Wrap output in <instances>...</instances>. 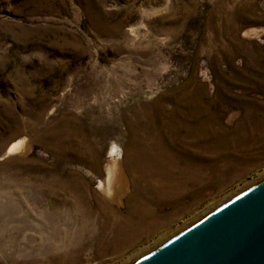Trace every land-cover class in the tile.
I'll return each mask as SVG.
<instances>
[{
    "label": "rangeland",
    "instance_id": "1",
    "mask_svg": "<svg viewBox=\"0 0 264 264\" xmlns=\"http://www.w3.org/2000/svg\"><path fill=\"white\" fill-rule=\"evenodd\" d=\"M251 3L256 8L254 13H264V0H0V204L10 202L16 217H25L32 229L41 225L47 235V225H43L47 174L55 169H63L64 176L75 172L89 181L94 193L104 175H90L87 168L55 158L44 142L54 144L56 138L47 139L45 130L59 128L66 119L81 122L93 131L103 166L112 146L124 149L125 126L119 121L120 115L132 120L133 111L141 112L159 98L166 100L172 89L183 84L192 88V77L211 95L215 89L211 60L216 70H243L244 55H235L232 69L224 59L231 55L232 44L264 47V24H252L251 17L243 12ZM235 13L241 14V31L246 34L240 32L227 41L218 32L216 35L212 26L222 29L225 14ZM233 91L241 94L244 89L240 86ZM247 93L264 108V94ZM260 120L264 124V111ZM19 139L25 140L23 150L3 157L5 148ZM248 141L251 147L237 159H252L255 164L244 172L239 171V165L234 167L231 178L219 188L209 183L207 187V183L189 185L177 198L152 202L150 207L157 216L169 218L163 231L142 235L133 247L118 252L110 250L112 234L108 233V243L103 247L109 249L99 254L97 228L73 239L71 233L77 231L61 226L57 238L49 241L61 252L49 253L76 250L78 264L136 263L153 252L144 253L156 239L176 231L169 242L232 198L264 182L242 190L264 171V135ZM121 161L116 160L115 171L121 170ZM114 182L111 189L116 187ZM236 191L239 194L230 198ZM129 193L127 188L126 195ZM117 200L116 214L121 217L128 204L124 197ZM215 205L217 208L200 217L205 207ZM32 229L15 245L24 249L23 257L8 249L4 253L12 255L17 264H49L46 256L50 254L38 249L41 235ZM26 238H32L28 246ZM61 240L66 244L61 246ZM0 264L9 263L0 256Z\"/></svg>",
    "mask_w": 264,
    "mask_h": 264
},
{
    "label": "bare ground",
    "instance_id": "2",
    "mask_svg": "<svg viewBox=\"0 0 264 264\" xmlns=\"http://www.w3.org/2000/svg\"><path fill=\"white\" fill-rule=\"evenodd\" d=\"M247 6L243 12H247L251 17L250 22L264 24V13H254L256 8L252 3ZM240 16L238 13L225 14V24L220 30L215 29L212 23L210 26L216 35L218 32L227 41H232L242 32ZM244 33L246 34L243 31L242 35ZM255 45L256 47L252 48L253 44L233 43L231 55L223 57L232 69L235 55H244L246 63L243 70L236 68L227 70V73L216 70L215 61L211 60L215 80L213 94H208L205 85L196 84L192 77L190 79L193 83L192 88L183 84L172 89L165 95L168 97L166 100L162 101V98H159L143 111H133L132 120L123 119L120 115L119 121L125 126V146L122 150L112 146L106 153L103 166L95 147L93 131L85 128L81 122L66 119L59 128L46 129L47 139L56 138L54 144L48 140L47 143L44 142L47 149L54 152L55 158L66 164L75 163L87 168L86 172L90 175H104V179H98L96 185L98 192L94 193L90 189L89 181L75 172H68L64 176L63 169L54 168L55 170L47 174V214L43 221V225H47V235L41 231V225L38 229L36 226V229H32L29 220L23 216L16 217L15 207L10 202L0 204V210L4 214H0L1 260L17 264L13 256L4 251L6 249L10 252L15 251L14 255L23 257L24 249L15 245L20 244V237L25 236L27 233L25 231L31 229L40 233L38 249L43 253L48 255L51 251L60 250L57 246L53 248L55 245L52 246L49 241L57 238L61 226L77 231L75 234L71 233L73 239L85 231L97 228L99 254L109 249L108 246L103 247L108 240L111 242L109 247L113 252L133 247L142 235L162 230L169 221L168 217L157 216L156 210L150 207L154 205L152 204L154 200L177 198L189 185L207 183L204 186L207 187L209 183L219 188L231 178L229 176L234 173L232 172L234 167L238 168L239 165V171L244 172L255 164L252 159H237L246 148L251 147L248 140L264 135V124L260 120L264 108H261L256 100L247 97V92L264 94V47ZM240 86L244 89L243 93H235L233 89ZM228 113L230 115L227 116ZM32 129L29 128L30 131ZM24 141L19 139L8 145L3 157L21 152ZM118 159L122 160L120 164L122 167L120 171H115V162ZM206 176L208 182L205 180ZM261 180H264V171L242 190ZM113 181L116 187L111 189ZM127 188H130L128 195ZM37 191L41 194V189ZM238 192L232 193L229 197L239 194ZM119 197H124L128 204L125 214L121 217L116 214L118 211L115 208L119 204L117 200ZM38 201L35 199L34 203L37 204ZM205 208L200 217L217 207L215 205ZM10 224L11 227H8ZM108 233L112 236L107 240L105 235ZM174 234L171 236L168 234L167 237H163L165 234L161 235L163 238L153 241L152 248L144 253L161 247ZM31 239L26 240L27 246ZM60 243L61 246L66 244L62 240ZM49 254L48 258L46 256V263L49 264L79 262L76 250L73 253L66 251L61 254Z\"/></svg>",
    "mask_w": 264,
    "mask_h": 264
},
{
    "label": "water",
    "instance_id": "3",
    "mask_svg": "<svg viewBox=\"0 0 264 264\" xmlns=\"http://www.w3.org/2000/svg\"><path fill=\"white\" fill-rule=\"evenodd\" d=\"M134 264H264V182Z\"/></svg>",
    "mask_w": 264,
    "mask_h": 264
}]
</instances>
